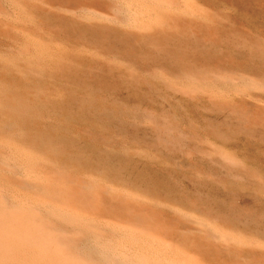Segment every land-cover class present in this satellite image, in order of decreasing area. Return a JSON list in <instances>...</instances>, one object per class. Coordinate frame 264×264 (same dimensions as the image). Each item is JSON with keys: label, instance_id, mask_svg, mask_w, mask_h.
Masks as SVG:
<instances>
[{"label": "rangeland", "instance_id": "374dc122", "mask_svg": "<svg viewBox=\"0 0 264 264\" xmlns=\"http://www.w3.org/2000/svg\"><path fill=\"white\" fill-rule=\"evenodd\" d=\"M15 1L52 51L45 64L15 58L0 33V138L64 174L116 183L168 226L183 225L179 208L264 241V91L189 93L147 73L202 67L264 80V0H185L201 17L170 13L171 27L146 33L58 10L105 0ZM98 209L121 214L105 197Z\"/></svg>", "mask_w": 264, "mask_h": 264}, {"label": "bare ground", "instance_id": "6f19581e", "mask_svg": "<svg viewBox=\"0 0 264 264\" xmlns=\"http://www.w3.org/2000/svg\"><path fill=\"white\" fill-rule=\"evenodd\" d=\"M20 4L15 0H0V33L7 37L8 50L15 58L42 62L52 47L27 29V11L25 13ZM58 10L69 16L126 27L137 33L171 27L170 13L180 17L200 16L198 9L185 0H105L99 6L84 4L72 9L58 7ZM161 69L154 67L147 73L183 92L264 91V80L221 73L219 68V72L212 68H183L172 76ZM12 142L0 138V264H264V241L261 243V240L246 237L179 208L173 210L183 225L177 227L172 222L176 226H168L162 221L161 212L141 197L118 188V185L114 187L116 183L111 186L101 183L97 177L95 180L92 175L64 174L51 162L31 154L30 150L28 153L26 148L12 145ZM100 197L118 205L121 214L117 217L102 215L98 209ZM201 251L208 257H202ZM221 252L225 257H221Z\"/></svg>", "mask_w": 264, "mask_h": 264}]
</instances>
